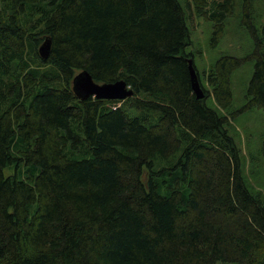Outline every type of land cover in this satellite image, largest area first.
Segmentation results:
<instances>
[{
    "label": "trees",
    "instance_id": "trees-1",
    "mask_svg": "<svg viewBox=\"0 0 264 264\" xmlns=\"http://www.w3.org/2000/svg\"><path fill=\"white\" fill-rule=\"evenodd\" d=\"M193 1L216 44L232 2ZM242 2L254 68L231 109L241 58L198 75L196 98L179 0H0V264H264V192L229 134L264 114V36ZM81 70L133 94L79 99Z\"/></svg>",
    "mask_w": 264,
    "mask_h": 264
},
{
    "label": "rangeland",
    "instance_id": "rangeland-1",
    "mask_svg": "<svg viewBox=\"0 0 264 264\" xmlns=\"http://www.w3.org/2000/svg\"><path fill=\"white\" fill-rule=\"evenodd\" d=\"M220 0H206L204 9L208 10L210 5ZM232 2V13L223 21V31L216 44L211 43L213 21L200 14L195 7L193 0H179L185 13V20L190 32L191 44L185 50L192 53L194 64L198 74L212 67L214 62L223 55H230L241 58V63L230 75V86L232 92L231 109H238L245 102V94L248 82L253 72L254 60L248 55L253 50V38L246 28L241 24L243 0H230ZM250 18L259 31L263 34L264 25V0H250ZM204 82V80L202 79ZM119 100V99H117ZM123 100V99H121ZM206 103L214 107L210 97ZM229 124V134L244 156V170L248 180L250 179L255 188L261 187L264 192V156L261 153V143L264 137V114L259 107H251L234 115ZM22 169L32 171L29 166L21 165ZM14 168H5L4 173H13ZM21 177V176H19ZM33 206H31V210Z\"/></svg>",
    "mask_w": 264,
    "mask_h": 264
},
{
    "label": "water",
    "instance_id": "water-1",
    "mask_svg": "<svg viewBox=\"0 0 264 264\" xmlns=\"http://www.w3.org/2000/svg\"><path fill=\"white\" fill-rule=\"evenodd\" d=\"M51 46L49 38H45L39 46V55L46 59ZM189 74L191 79V88L196 98H202L204 91L200 85L198 75L193 67L192 60H189ZM72 89L79 99L95 97L98 99H124L133 94L132 89L122 78L112 82L99 83L94 81L91 74L87 70H81L72 79Z\"/></svg>",
    "mask_w": 264,
    "mask_h": 264
}]
</instances>
